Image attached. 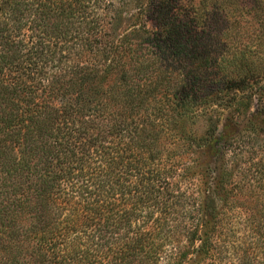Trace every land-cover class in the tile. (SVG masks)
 <instances>
[{
	"label": "trees",
	"instance_id": "1",
	"mask_svg": "<svg viewBox=\"0 0 264 264\" xmlns=\"http://www.w3.org/2000/svg\"><path fill=\"white\" fill-rule=\"evenodd\" d=\"M242 2L0 0V264H264Z\"/></svg>",
	"mask_w": 264,
	"mask_h": 264
},
{
	"label": "rangeland",
	"instance_id": "2",
	"mask_svg": "<svg viewBox=\"0 0 264 264\" xmlns=\"http://www.w3.org/2000/svg\"><path fill=\"white\" fill-rule=\"evenodd\" d=\"M235 1H238L239 2V0H235ZM243 2L242 3H245V4H247L248 5V3L251 1V0H242ZM192 2L193 3H198L199 2V0H192ZM210 3V5H212V3L211 2H209ZM241 3V2H240ZM208 7H210V6H208ZM254 18V17H253ZM256 18V19H255ZM255 18H254V20H253V23L255 24V26L258 28V26H259V21L262 19L261 18V16H259V14H257V15H255ZM184 20H190L189 18L187 19V18H185L184 17ZM244 21H245V19H243ZM195 24V23H194ZM242 26V25H241ZM243 28V27H242ZM253 107H258V104H256V103H253L252 102V105H251V108H253ZM185 128H184V130L186 131H190L191 133H194L195 135H203L204 134V128L202 127L203 125H202V123L199 121V119H196L195 121H194V123L193 124H191V123H185Z\"/></svg>",
	"mask_w": 264,
	"mask_h": 264
}]
</instances>
